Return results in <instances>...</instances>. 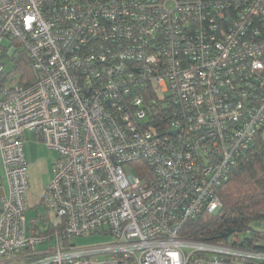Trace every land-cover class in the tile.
<instances>
[{
    "label": "built area",
    "instance_id": "built-area-1",
    "mask_svg": "<svg viewBox=\"0 0 264 264\" xmlns=\"http://www.w3.org/2000/svg\"><path fill=\"white\" fill-rule=\"evenodd\" d=\"M28 130L58 152L51 230L26 215ZM262 130L264 0H0L3 260L264 264V248L183 235ZM93 233L114 241L72 242Z\"/></svg>",
    "mask_w": 264,
    "mask_h": 264
},
{
    "label": "trees",
    "instance_id": "trees-1",
    "mask_svg": "<svg viewBox=\"0 0 264 264\" xmlns=\"http://www.w3.org/2000/svg\"><path fill=\"white\" fill-rule=\"evenodd\" d=\"M17 69L27 72L29 78L35 76L27 57L21 66L17 65ZM263 132L256 135L252 146L244 152L238 165L231 170L229 178L221 185V209L217 213L204 212L189 221L183 229L184 236L264 248V228L261 227L264 222Z\"/></svg>",
    "mask_w": 264,
    "mask_h": 264
},
{
    "label": "crops",
    "instance_id": "crops-1",
    "mask_svg": "<svg viewBox=\"0 0 264 264\" xmlns=\"http://www.w3.org/2000/svg\"><path fill=\"white\" fill-rule=\"evenodd\" d=\"M25 155L29 169V189L26 194L27 210L36 208L34 213L27 215L29 220L37 219V227L40 231L51 230L53 228V214L46 207V212L39 211V205L42 204V196L53 177L55 161L58 157L56 150L50 149L41 140L40 136L33 131L24 133ZM31 178L36 179L35 187L31 185ZM10 194L9 181L7 178L4 159L0 148V213L4 207V199ZM45 245H39L38 249ZM33 256L21 255L14 259L3 260L0 258V264H26Z\"/></svg>",
    "mask_w": 264,
    "mask_h": 264
},
{
    "label": "rangeland",
    "instance_id": "rangeland-1",
    "mask_svg": "<svg viewBox=\"0 0 264 264\" xmlns=\"http://www.w3.org/2000/svg\"><path fill=\"white\" fill-rule=\"evenodd\" d=\"M5 44L7 46H10V41L6 40ZM7 63V72L10 71L13 68V63H10V57L7 58L6 60ZM263 136H264V132H263ZM36 184V179H32L31 178V185H33L35 187ZM37 211L36 208H32V209H28L26 210V214L29 215L30 212L34 213ZM39 211L40 212H46V205L44 203L39 205ZM114 241V238L112 235H106V234H101V233H93L90 235H86V236H78L76 238H74L72 240V242L74 243V245L78 246V247H90V246H97V245H102V244H106V243H110ZM93 259L96 261L98 259V261L104 260L105 256L101 255V256H96L93 257Z\"/></svg>",
    "mask_w": 264,
    "mask_h": 264
},
{
    "label": "water",
    "instance_id": "water-1",
    "mask_svg": "<svg viewBox=\"0 0 264 264\" xmlns=\"http://www.w3.org/2000/svg\"><path fill=\"white\" fill-rule=\"evenodd\" d=\"M231 233H232V232L228 233V234L226 235V237L229 236Z\"/></svg>",
    "mask_w": 264,
    "mask_h": 264
}]
</instances>
